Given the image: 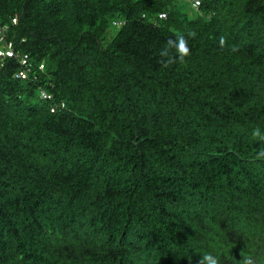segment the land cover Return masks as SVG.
<instances>
[{
	"label": "trees",
	"instance_id": "1",
	"mask_svg": "<svg viewBox=\"0 0 264 264\" xmlns=\"http://www.w3.org/2000/svg\"><path fill=\"white\" fill-rule=\"evenodd\" d=\"M182 2L0 0V264H264V0Z\"/></svg>",
	"mask_w": 264,
	"mask_h": 264
},
{
	"label": "clouds",
	"instance_id": "2",
	"mask_svg": "<svg viewBox=\"0 0 264 264\" xmlns=\"http://www.w3.org/2000/svg\"><path fill=\"white\" fill-rule=\"evenodd\" d=\"M190 35H195L194 33ZM225 43V40L223 37L220 38V44L223 46ZM168 47L165 48L160 52L161 56V65L163 68H168L170 65L175 63H186L187 59L191 57V49L188 45V41L185 39L183 35H178L176 40L169 39ZM172 50H174L175 54H172ZM252 136L253 138H258L261 141H264V134L261 133V130L259 126L253 128L252 130ZM258 159H264V148H262L257 153ZM199 264H220V261L217 257L213 256L212 254H205ZM244 264H247V261H244Z\"/></svg>",
	"mask_w": 264,
	"mask_h": 264
},
{
	"label": "built area",
	"instance_id": "3",
	"mask_svg": "<svg viewBox=\"0 0 264 264\" xmlns=\"http://www.w3.org/2000/svg\"><path fill=\"white\" fill-rule=\"evenodd\" d=\"M180 1H183V2L187 3L188 5H190L193 8H197L200 5V0H180ZM160 16L161 17H165V13H161ZM12 21L14 22L15 19H13ZM6 47H7V49H5V50H2V48L0 49V55L4 54V55H7V56H13V51L10 48V45H7ZM19 75L23 77L24 73L23 72H19ZM41 95L44 96L45 93L41 92Z\"/></svg>",
	"mask_w": 264,
	"mask_h": 264
},
{
	"label": "rangeland",
	"instance_id": "4",
	"mask_svg": "<svg viewBox=\"0 0 264 264\" xmlns=\"http://www.w3.org/2000/svg\"><path fill=\"white\" fill-rule=\"evenodd\" d=\"M183 4V6L185 7V8H187V12L190 14V15H192L193 13H194V10L192 9V8H190V6L187 4V3H184V2H182Z\"/></svg>",
	"mask_w": 264,
	"mask_h": 264
}]
</instances>
